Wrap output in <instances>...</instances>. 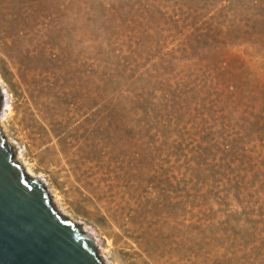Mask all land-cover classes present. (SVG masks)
Returning a JSON list of instances; mask_svg holds the SVG:
<instances>
[{"label": "rangeland", "instance_id": "obj_1", "mask_svg": "<svg viewBox=\"0 0 264 264\" xmlns=\"http://www.w3.org/2000/svg\"><path fill=\"white\" fill-rule=\"evenodd\" d=\"M0 89L105 264H264V0H0Z\"/></svg>", "mask_w": 264, "mask_h": 264}, {"label": "water", "instance_id": "obj_2", "mask_svg": "<svg viewBox=\"0 0 264 264\" xmlns=\"http://www.w3.org/2000/svg\"><path fill=\"white\" fill-rule=\"evenodd\" d=\"M5 138L0 129V264H105L92 232L61 215Z\"/></svg>", "mask_w": 264, "mask_h": 264}, {"label": "bare ground", "instance_id": "obj_3", "mask_svg": "<svg viewBox=\"0 0 264 264\" xmlns=\"http://www.w3.org/2000/svg\"><path fill=\"white\" fill-rule=\"evenodd\" d=\"M1 124V123H0ZM1 130H2V128H1ZM6 131V130H5ZM2 132H3V130H2ZM3 135H5L4 134V132H3ZM8 140V139H7ZM6 140V141H7ZM18 155H16L15 157H17ZM23 165H24V167H25V173H26V175L27 176H30V178L31 179H35V177H34V174H33V172L31 171V167H28V165L26 164V163H24V162H22V161H20ZM26 162V161H25ZM44 187H45V185L44 184H42ZM46 188V187H45ZM46 191L48 192V190H47V188H46ZM49 194V193H48ZM50 197V196H49ZM50 199L51 200H54L52 197H50ZM53 203H54V205H57V209H58V211H62V212H60L61 213V215L62 216H66V218H68L69 220H71L72 222H74L75 224H77V226H79V227H83L84 226V230L85 231H88V233H91L92 232V237L93 238H96L95 236H94V233H93V230L92 229H90L87 225H85L84 223H82V222H77V221H75L69 214H67V212H66V210L61 206V205H59L58 204V202H56L55 200L53 201ZM97 240V239H96ZM97 242H98V244H100V242L97 240Z\"/></svg>", "mask_w": 264, "mask_h": 264}]
</instances>
